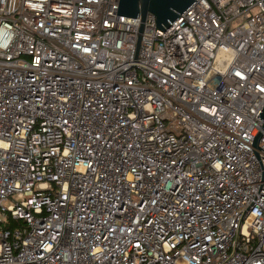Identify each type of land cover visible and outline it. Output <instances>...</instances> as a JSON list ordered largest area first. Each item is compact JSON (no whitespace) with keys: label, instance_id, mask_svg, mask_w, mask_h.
Instances as JSON below:
<instances>
[{"label":"built area","instance_id":"obj_1","mask_svg":"<svg viewBox=\"0 0 264 264\" xmlns=\"http://www.w3.org/2000/svg\"><path fill=\"white\" fill-rule=\"evenodd\" d=\"M118 9L0 0V264H264V0Z\"/></svg>","mask_w":264,"mask_h":264},{"label":"water","instance_id":"obj_2","mask_svg":"<svg viewBox=\"0 0 264 264\" xmlns=\"http://www.w3.org/2000/svg\"><path fill=\"white\" fill-rule=\"evenodd\" d=\"M196 0H119L118 16L130 18H142L151 13L155 16L157 27L165 30L180 15L186 11ZM143 30V25L141 27ZM259 118L263 121L264 129V107ZM262 132L255 138L254 145L259 147Z\"/></svg>","mask_w":264,"mask_h":264},{"label":"trees","instance_id":"obj_3","mask_svg":"<svg viewBox=\"0 0 264 264\" xmlns=\"http://www.w3.org/2000/svg\"><path fill=\"white\" fill-rule=\"evenodd\" d=\"M24 224H25L24 221L16 220V219H13L11 216H9V221H8L6 227L7 228H14V227H17V226H22Z\"/></svg>","mask_w":264,"mask_h":264},{"label":"rangeland","instance_id":"obj_4","mask_svg":"<svg viewBox=\"0 0 264 264\" xmlns=\"http://www.w3.org/2000/svg\"><path fill=\"white\" fill-rule=\"evenodd\" d=\"M9 204H10V202H7V203H6V205H9Z\"/></svg>","mask_w":264,"mask_h":264}]
</instances>
